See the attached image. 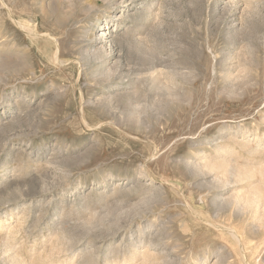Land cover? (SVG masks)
<instances>
[{"label": "rangeland", "instance_id": "rangeland-1", "mask_svg": "<svg viewBox=\"0 0 264 264\" xmlns=\"http://www.w3.org/2000/svg\"><path fill=\"white\" fill-rule=\"evenodd\" d=\"M263 175L264 0H0V264H264Z\"/></svg>", "mask_w": 264, "mask_h": 264}, {"label": "bare ground", "instance_id": "bare-ground-1", "mask_svg": "<svg viewBox=\"0 0 264 264\" xmlns=\"http://www.w3.org/2000/svg\"><path fill=\"white\" fill-rule=\"evenodd\" d=\"M49 3H50V2H49ZM39 5H40V4H39ZM48 10H49V9H48ZM109 22H110V21H109ZM110 27H111V26H110ZM110 27H108V29H109ZM106 28H107V27H106ZM102 34H103V33H102ZM102 34H101V35H102ZM97 37H98V36H97ZM98 39H99V38H98ZM56 46H57V45H56ZM99 48H100V47H99ZM91 49H92V48H91ZM95 50H96V49H95ZM19 52H20V51H19ZM56 52H57V53L59 52V48H58V46H57V50H56ZM94 52H97V51H94ZM57 53H56V54H57ZM59 53H60V52H59ZM83 54H84L85 57H86L87 55H89V53H88L86 50L84 51ZM104 64H105V63H104ZM114 67H115V66H114ZM117 67H118V66H117ZM117 67H116V69H118ZM116 69L114 68V71H115ZM110 72H111L110 69L105 70V68L103 67V69H102V73L104 74V76L106 75L105 77L110 76ZM105 77H104V78H105ZM119 77H120V76H119ZM105 82H106V81H105ZM112 94H113V93H112ZM119 97H122V95H120ZM108 100H109V98H108V99L103 98V99H101V100H98L97 102H98V103H99V102H100V103H101V102L104 103V102H106V101H108ZM107 104H108V103H107ZM99 105H100V104H99ZM226 170H228V169H226ZM228 172H229V174H231V173H232L231 169H230V171H228ZM228 172H227V173H228ZM260 175H261V174H260ZM228 176H229V175H228ZM263 176H264V175H263ZM262 178H263V177H262ZM262 180H263V179H262ZM226 201H227V200H226Z\"/></svg>", "mask_w": 264, "mask_h": 264}]
</instances>
